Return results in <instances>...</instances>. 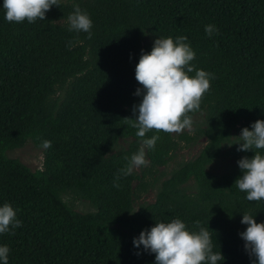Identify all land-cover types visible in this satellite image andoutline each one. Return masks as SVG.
Instances as JSON below:
<instances>
[{
  "label": "trees",
  "instance_id": "trees-1",
  "mask_svg": "<svg viewBox=\"0 0 264 264\" xmlns=\"http://www.w3.org/2000/svg\"><path fill=\"white\" fill-rule=\"evenodd\" d=\"M77 4L92 20L90 39L69 31ZM2 5L0 206L11 204L22 222L0 234L9 264H155V254L133 240L176 218L190 231L209 227L213 251L225 258L218 264H252L241 220L248 214L264 222V200L249 201L235 186L243 175L238 163L221 172L209 166L230 153L238 161L255 155L225 145L235 131L264 120V0H59L33 23H9ZM206 25L216 29L211 36ZM179 36L195 52V68L214 76L200 110L189 113L201 119L191 134L146 133L160 137L146 149L148 165L121 176L116 188L118 170L141 146L124 119L135 118L142 99L134 95L141 51L159 37ZM200 138L196 155L160 169L181 141ZM43 140L52 146L41 148ZM28 141L43 151L35 170L6 155ZM150 189L153 201H139ZM66 195L93 210L77 211Z\"/></svg>",
  "mask_w": 264,
  "mask_h": 264
},
{
  "label": "clouds",
  "instance_id": "clouds-1",
  "mask_svg": "<svg viewBox=\"0 0 264 264\" xmlns=\"http://www.w3.org/2000/svg\"><path fill=\"white\" fill-rule=\"evenodd\" d=\"M59 6V0H3L2 8L9 23H33L45 20L52 6ZM68 16L69 31L85 32L92 36V20L79 5ZM216 31L213 25H206L205 32L211 36ZM186 36L175 38H157L150 52L141 51L135 67V79L141 86L134 95L142 96L132 111L135 118L125 117V124L137 129L135 135L140 138L139 150L132 154L125 167L118 170L113 186L120 188L117 182L121 176H129L141 167H146V149H154L159 135L147 137L149 132L181 134L191 130L193 119L189 113L198 112L202 98L211 88L212 73L196 69L191 63L195 52L186 42ZM71 47V45H69ZM195 72V75H189ZM237 139L227 143L229 147L238 144L237 151L253 150L251 158L242 157L238 166L243 175L234 182L235 186L246 193L249 201L264 200V120H256L251 130L244 127ZM39 139V137H38ZM50 140L41 141L40 147L48 149ZM242 224L246 229L239 235L245 241V249L255 259L252 264H264V222L257 223L253 216L243 214ZM16 210L5 202L0 206V234L8 233L20 227ZM199 227L200 222H195ZM134 246L143 245L145 251L155 254V264H218L225 258L221 251L214 252L208 228L199 227V231H190L185 222L176 218L170 222H156L150 229L142 230L133 240ZM7 245H0V264H9ZM139 255V253H137Z\"/></svg>",
  "mask_w": 264,
  "mask_h": 264
},
{
  "label": "rangeland",
  "instance_id": "rangeland-1",
  "mask_svg": "<svg viewBox=\"0 0 264 264\" xmlns=\"http://www.w3.org/2000/svg\"><path fill=\"white\" fill-rule=\"evenodd\" d=\"M62 1H67V0H62ZM200 119H201V116H195L193 118V121H199ZM186 131H188L190 134L192 133L191 130L190 131L186 130ZM240 133L235 131L231 137L232 141L229 143L234 142L237 138L233 136H239ZM181 144H182V147L181 149L177 151L174 159L171 160L167 164V166L161 167L160 169L164 168L168 172L174 166L176 161H179L181 159H189L193 157L194 155H196L199 149L204 144V138L198 139V141L192 145L185 144L184 141H181ZM237 148H238V144H233L231 147H229L227 143L225 145V149L228 151H232ZM6 155L9 157L20 159L23 163L29 166L32 170L38 169L42 165L43 151L41 148L36 147L31 141H28L22 147L7 150ZM236 163H238L236 156L230 153V155H228L227 157L222 158L218 162L210 165L209 170L213 172H221L235 165ZM154 194H155V190L150 189L148 192L143 194L142 198L139 201H142V200L143 201H153ZM65 198L68 199L69 202L72 203L74 208L79 212H87V211L93 210V207L87 201L83 199L72 197L71 195H66Z\"/></svg>",
  "mask_w": 264,
  "mask_h": 264
}]
</instances>
